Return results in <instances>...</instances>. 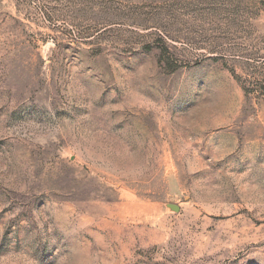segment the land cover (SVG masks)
Masks as SVG:
<instances>
[{
  "label": "rangeland",
  "instance_id": "1",
  "mask_svg": "<svg viewBox=\"0 0 264 264\" xmlns=\"http://www.w3.org/2000/svg\"><path fill=\"white\" fill-rule=\"evenodd\" d=\"M0 264H264V0H0Z\"/></svg>",
  "mask_w": 264,
  "mask_h": 264
}]
</instances>
